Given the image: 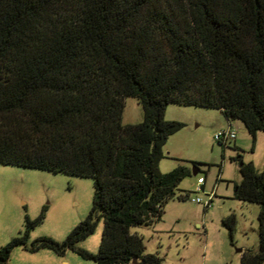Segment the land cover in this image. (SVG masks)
Segmentation results:
<instances>
[{
    "label": "trees",
    "instance_id": "16d2710c",
    "mask_svg": "<svg viewBox=\"0 0 264 264\" xmlns=\"http://www.w3.org/2000/svg\"><path fill=\"white\" fill-rule=\"evenodd\" d=\"M143 110L123 123L124 99ZM219 109L264 132V0H0V163L92 179L88 215L62 241L29 232L0 247L72 250L95 264H160L133 226H151L200 162L161 172L168 138L184 124L168 104ZM223 147L225 142L218 141ZM221 167L219 166V172ZM237 200L259 205L258 248L239 264H264V168L240 163ZM184 191L177 198L188 197ZM103 220L97 252L77 246ZM233 241L236 219H222Z\"/></svg>",
    "mask_w": 264,
    "mask_h": 264
},
{
    "label": "rangeland",
    "instance_id": "374dc122",
    "mask_svg": "<svg viewBox=\"0 0 264 264\" xmlns=\"http://www.w3.org/2000/svg\"><path fill=\"white\" fill-rule=\"evenodd\" d=\"M166 120L182 122L184 126L172 134L164 148L165 157L159 169L165 173L179 164L191 166L200 162L201 172L185 177L174 198L164 205V213L151 226H133L131 232L143 236L145 251L162 257L160 264H239L238 249L258 248L259 205L234 198V185L241 180L240 163L251 162L257 170L264 168V132L251 134L237 119H227L216 108L170 103L165 110ZM143 110L137 99L126 97L122 112L123 123H139ZM231 124L236 135L223 147L214 135ZM219 166L221 170L219 172ZM198 176L206 179L209 191L217 182L212 207L205 210L191 197H204L195 192ZM188 191V197L177 196ZM93 199L92 179L78 175L0 163V247L19 236L25 229V218L44 213L43 221L29 232V242L42 236L62 241L71 229L84 219ZM234 214L236 223L233 241L222 219ZM103 220L95 230L78 241L77 246L97 252L102 236ZM50 256L64 264H95L72 250L58 255L50 249L30 252L16 246L8 264H49ZM140 264V263H118Z\"/></svg>",
    "mask_w": 264,
    "mask_h": 264
},
{
    "label": "built area",
    "instance_id": "2783aa9c",
    "mask_svg": "<svg viewBox=\"0 0 264 264\" xmlns=\"http://www.w3.org/2000/svg\"><path fill=\"white\" fill-rule=\"evenodd\" d=\"M235 135H236L235 130L231 126H228V128L218 131L214 135V138L216 141H222V142L227 143V141L234 139ZM218 180H219V176L217 177L216 183L211 187V189L209 191H205L204 185H205L206 179L204 176H198L195 192L199 193L202 191L205 196L204 197H200V196L191 197L190 200L197 204H201L205 210L212 207L213 200L216 194L215 190L217 187Z\"/></svg>",
    "mask_w": 264,
    "mask_h": 264
},
{
    "label": "crops",
    "instance_id": "0c3cea01",
    "mask_svg": "<svg viewBox=\"0 0 264 264\" xmlns=\"http://www.w3.org/2000/svg\"><path fill=\"white\" fill-rule=\"evenodd\" d=\"M229 126H231L230 123H229ZM231 127H232V126H231ZM205 182H206V181H205ZM50 261H51V262H50L49 264H54L55 262H57L56 259H55L54 257H51V256H50ZM62 262H63L64 264H68V263H69L68 260H66V259H63Z\"/></svg>",
    "mask_w": 264,
    "mask_h": 264
},
{
    "label": "water",
    "instance_id": "95a60500",
    "mask_svg": "<svg viewBox=\"0 0 264 264\" xmlns=\"http://www.w3.org/2000/svg\"><path fill=\"white\" fill-rule=\"evenodd\" d=\"M191 172H192V175H196L198 173V169L195 168L194 166L191 167ZM239 251H242V249H238ZM133 263L136 262V259H133L132 260Z\"/></svg>",
    "mask_w": 264,
    "mask_h": 264
}]
</instances>
